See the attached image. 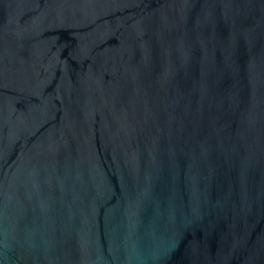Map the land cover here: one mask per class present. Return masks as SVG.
<instances>
[{
    "label": "water",
    "instance_id": "water-1",
    "mask_svg": "<svg viewBox=\"0 0 264 264\" xmlns=\"http://www.w3.org/2000/svg\"><path fill=\"white\" fill-rule=\"evenodd\" d=\"M0 264H264V0H0Z\"/></svg>",
    "mask_w": 264,
    "mask_h": 264
}]
</instances>
